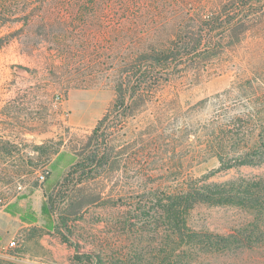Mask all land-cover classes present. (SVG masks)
I'll return each mask as SVG.
<instances>
[{"label": "rangeland", "instance_id": "obj_1", "mask_svg": "<svg viewBox=\"0 0 264 264\" xmlns=\"http://www.w3.org/2000/svg\"><path fill=\"white\" fill-rule=\"evenodd\" d=\"M228 1L77 0L85 24L75 20L57 40L76 50L68 67L43 32L31 51L16 38L0 48V264H246L240 259L252 250L206 251L203 234L264 239V207L198 203L175 223L169 200L190 187L264 178V165L218 171L210 150L219 128L244 109L240 96L264 91V18L250 23L233 48L188 64L150 86L125 116L112 118L113 164L82 183L79 195L120 201L91 203L69 223L79 250L93 252L92 259L76 257L40 214L44 195L87 149L114 97L126 51L173 46ZM9 25L0 35L21 24ZM12 202L33 210L37 220L6 212Z\"/></svg>", "mask_w": 264, "mask_h": 264}, {"label": "trees", "instance_id": "obj_2", "mask_svg": "<svg viewBox=\"0 0 264 264\" xmlns=\"http://www.w3.org/2000/svg\"><path fill=\"white\" fill-rule=\"evenodd\" d=\"M76 1L66 0V8L63 9L64 0H0V28L8 25L9 29V24H21L17 29L0 35V48L16 38L26 41V45H31L28 47V51H31L37 48L35 46L40 40L36 37L43 32L51 44L49 50L61 62L62 67H68L76 50L59 44L57 40L60 31L71 27L75 20L80 18V22L85 24L83 19H86V16L76 14ZM262 18L264 0H230L222 4L216 12L203 18L197 31L180 37L173 46L130 48L126 51L122 65L116 70L118 74L114 97L93 127L87 149L75 154L69 169L53 189L44 195L40 206V214L46 228L54 230L64 242L71 245L76 257L92 259L95 255L91 251L79 250L77 242L71 237L69 223L78 219L81 210L91 203L120 201L99 200L91 194L79 195L82 183L113 164V161H110L112 149L109 147L113 138L107 130L112 118L115 120L125 116L143 102V93L150 86L167 80L188 64L211 60L226 49L233 48L244 38L250 29L249 24ZM23 28L26 31L23 32ZM84 67L88 69L87 65ZM111 67L113 68V64ZM261 82L264 85V81ZM248 84L247 87H253L250 81ZM260 91L262 89H254L250 94L240 96L244 109L219 128V141L215 146L210 145L212 156L219 163L218 171L264 165V91ZM105 179L106 176L102 175L103 186ZM169 201L175 223L198 203L264 207V178L251 183L229 182L214 187H190L176 192ZM4 210L11 215L19 214L22 221L37 220V214L33 210L22 209L16 202L7 204ZM194 236L196 234L191 232V239ZM178 237L179 234L175 238L176 242ZM202 241L206 251H223L230 248L240 251L252 250L250 255L240 259L241 262L264 264V254L257 255V251L264 248V239L253 241L250 238L237 239L229 235L205 232Z\"/></svg>", "mask_w": 264, "mask_h": 264}, {"label": "built area", "instance_id": "obj_3", "mask_svg": "<svg viewBox=\"0 0 264 264\" xmlns=\"http://www.w3.org/2000/svg\"><path fill=\"white\" fill-rule=\"evenodd\" d=\"M39 177H40V179H44V175L43 174H39ZM10 245H14V241H11Z\"/></svg>", "mask_w": 264, "mask_h": 264}]
</instances>
